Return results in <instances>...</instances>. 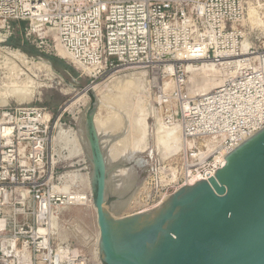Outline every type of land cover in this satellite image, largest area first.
I'll return each instance as SVG.
<instances>
[{
    "label": "built area",
    "instance_id": "2783aa9c",
    "mask_svg": "<svg viewBox=\"0 0 264 264\" xmlns=\"http://www.w3.org/2000/svg\"><path fill=\"white\" fill-rule=\"evenodd\" d=\"M264 11V0H261ZM245 0H0V35L55 54L61 48L92 79L123 70L159 71L160 119L183 146L146 183L151 202L187 185L264 128V35L239 27ZM3 33V34H2ZM225 69L222 83L192 93L186 62ZM171 65L172 70H168ZM219 69V68H218ZM164 80H170L168 88ZM51 114L0 106V264H90L52 224L66 183L48 156ZM154 204V205H155Z\"/></svg>",
    "mask_w": 264,
    "mask_h": 264
},
{
    "label": "water",
    "instance_id": "95a60500",
    "mask_svg": "<svg viewBox=\"0 0 264 264\" xmlns=\"http://www.w3.org/2000/svg\"><path fill=\"white\" fill-rule=\"evenodd\" d=\"M88 93L77 136L88 159L102 264H264V128L151 209L113 217L105 204L111 213L125 197H110L113 168Z\"/></svg>",
    "mask_w": 264,
    "mask_h": 264
},
{
    "label": "rangeland",
    "instance_id": "374dc122",
    "mask_svg": "<svg viewBox=\"0 0 264 264\" xmlns=\"http://www.w3.org/2000/svg\"><path fill=\"white\" fill-rule=\"evenodd\" d=\"M245 1L247 3L246 4L245 19L243 22L239 23L238 26L239 27L244 26L246 28V32L249 33L250 38H248L244 41L245 45H247V46H249V45L253 46L254 44L258 45L259 41L262 39V36L264 35V23L262 26V24L257 25L253 22H250L248 20V16H247V6L249 3H253V5L258 4V5L262 6V3H261V0H245ZM262 9H263V7H262ZM263 16H264V14H263ZM25 25H26V22L14 23V28L16 30L17 29L19 30L16 32L15 35H11L9 37L0 35V87H1L0 92L3 89V92L1 93L0 97L6 93V90H7L6 88H8L7 85H10L11 83H13V81L14 82H16V81L21 82L22 80L23 81L29 80L31 69H32L31 73L32 74L34 73L33 74L34 79H42V80L48 82V80L46 79L47 77L44 75V73L42 71L38 70L37 68L27 69L25 67L26 69H24V67L22 65H20V64L17 65L18 62L16 60H14L15 58L11 55L12 52L14 53L16 51V53L19 55L21 52L29 58L41 59V60L47 61L50 64L54 74H56V75H54L55 78L50 83L49 87L40 88L39 89L40 93L38 92V94H36L32 98V100H30V101L17 102V101H14L13 99L10 98L9 102L6 105H10V106H17V105L37 106V107H41V108L46 109V111L51 114V122H50L51 140H50V144H49L48 156H49V159H50V157H52L53 162L55 163V170H57L59 175H63V173H65V172L71 173V174L82 173L83 175H86L89 172L88 159H86L87 157L85 156V159H83L84 161L82 160V158H80L78 156L72 157L70 155V153L72 151L71 148L73 147V144L67 145V143L63 139V131L67 130L68 128L72 129L74 131H77L78 120H79L81 114L83 113V111L85 110L86 106L91 101L89 94L88 95L84 94L85 95L84 97L78 98V96L84 92L85 88L92 87V86L97 85V84L98 85L100 84V86L106 85L107 89L104 92V95H105L104 99H108V100L111 99L110 100L111 102H108V100H107V103H106V100L103 102V100H104L103 99L100 103L97 100V96L95 95V93L92 92L94 94V98H95V101L97 103L93 113L98 112V117H100L101 119H106V120L108 119L107 121H110V118L113 119L115 117L114 119L116 121H118V123H116V121L114 120L115 123L113 124V122H114L113 121L112 124L110 125L109 123H111V121H112L111 120L107 124H109V126L112 128L113 127L118 128L116 131L117 133L112 132L113 129H114V131L116 130L115 128H113V129L110 128L112 130L111 131L109 129V127H107L110 130V131L108 130V132H110L109 134L114 133V135H120V134L122 135V133H123V135H125V137L127 136V138L129 135L130 138H128L126 140V142L124 141L125 144L128 143L129 140H130L129 142L135 140V139H132V137H134L135 135L137 136L138 132H139L138 137H140L141 127L138 124L139 123L138 119L140 117V114H143V112L139 113V111H137V110L142 111V109H144L146 114L148 113L147 114L148 116H146L147 131H148V133L146 134L147 135V147H145V149H142L141 151H139L133 160L120 162V163L118 162L119 164L116 163V164H114L115 166L114 165H112L113 167L111 166L113 169H111L110 167L107 166L108 170L111 169L110 172L111 171L113 172V171L121 169V168H131V167L134 168L135 175L131 179V180H133V179L134 180L132 182H130V180H129V181H127L129 184L128 183L125 184L127 186H125V190H124L125 192L123 191V193H122V195H124V197H125L123 200H125V199L127 200L128 198H130L135 191L136 192L138 190L139 191L137 193L136 192L134 193L135 195L132 199V202H130V204H128L127 207H125L126 205L123 206L121 209L122 211H119L120 213L118 212L117 215L114 214L112 210L110 213V211L108 210L109 209L108 204H105V209L113 217H122V216L134 214V213H136L142 209H147V208L151 209L152 207H154L153 204H155V202L150 201L152 198V192H150L149 189L146 187V183H150L151 179H156L155 172H157L159 169H162V167H166V163H167L168 158H169V157L168 158L162 157L160 149L158 148V145L156 142L157 139H156L155 130L161 124L160 119L162 117V114L159 113L160 108H159L158 98H157L158 92H157V89L155 88V86L159 82V78H157L160 75L159 71L146 72L142 69H138V70H134V69L131 70L130 69V70H123V71H120L117 73H113V74H111L112 76L109 75V76L98 78V79H92L89 75L88 70H86L85 68H83L80 65H78L77 63H75L68 54L65 55L62 53V55H58V48L59 47L57 48V51L55 54H50V53L40 51L32 43L21 42L20 31L23 29V27ZM59 49H61V48H59ZM10 58H11V60H10ZM12 58H14V59H12ZM12 60H14V61H12ZM15 62H16V64H15ZM20 67L21 68L23 67V68L21 69ZM218 68H219L218 69L219 75L214 76L217 81H219L220 79H223L225 72L227 73V71L223 72L225 69H221L220 67H218ZM12 69H14V72ZM8 71H9L10 75L8 74ZM10 71H12V74L13 73L14 74L12 75ZM26 71L28 72V74ZM19 72H20V74H19ZM37 72L38 73L40 72V73L37 74ZM142 73L144 75H142ZM22 74H23V76H21ZM32 74H31L30 80L33 79ZM14 75H16V76H14ZM35 75L37 76V78L35 77ZM120 75L123 77H120ZM187 75H188V73H187ZM108 77H110V79ZM23 78H25V79H23ZM198 78H200L202 80L201 76ZM6 79H9L7 81L10 84L5 81ZM142 79L144 80L143 82H142ZM205 79H203V81L200 80V82H206V81H204ZM109 80H111V81H109ZM120 81H121V83H120ZM128 81H131V83L134 82L137 89L131 87L132 88L131 89L132 91H131L129 88L130 85L127 84V83H129ZM5 84H6V86H4ZM101 84H103V85H101ZM118 84H120L121 86ZM209 87H211V86H209ZM128 88H129V90H128ZM131 92H133V94ZM144 97H145V99H144ZM4 98H2V99H4ZM155 98H157V99H155ZM2 99L0 98V101ZM129 99L131 100L130 102H129ZM102 102L104 103V105L105 104L106 105L105 106L102 105L103 104ZM147 103L150 105H148ZM109 104H110V106H109ZM119 104H121V105H119ZM1 105L2 104L0 103V106ZM99 105H100V107H99ZM101 107H104V108H101ZM111 107H112V109H110ZM138 107H141V108L137 109L136 112H134L135 109ZM146 108H147V110H146ZM148 109H149V111H148ZM101 110H103V111H101ZM125 111L127 112L126 115L124 114V113H126ZM107 112H109V113L107 114ZM128 112H130V114ZM132 112H134V113H132ZM114 114L116 116H114ZM121 114L122 115L124 114L126 117L124 115L122 117ZM128 114H129V116H128ZM135 114H136V118H134ZM117 116H120V118ZM127 116L129 117V119H127L128 118ZM116 117H117V119H116ZM130 118H132V120L128 121V120H130ZM133 119H136V120H133ZM123 121H124V123H123ZM133 121L136 122L137 124L136 123L134 124ZM116 124L117 125L119 124V126L117 127ZM112 125H116V126H112ZM134 125L135 126L137 125L138 127L135 128ZM130 126H132V127H130ZM126 127L130 131V134H128L129 132L127 133L128 130ZM129 128H133V129H129ZM137 128H138V130H137ZM121 130H123V131H121ZM132 130L133 131L135 130L134 132H136V130H137L138 131V132H136L137 134L134 133L135 134L134 135ZM59 131H61V133H59ZM59 135H61V136H59ZM136 136H135V138H136ZM98 138H99V135H98ZM59 139H62V142L61 141L59 142ZM122 144H124V143H121V145H119L120 148H121ZM119 146H118V148H119ZM104 151H105V149L102 148L103 155L105 153ZM171 157L172 156H170V158ZM85 166L87 167V169L85 168ZM110 172L108 173V179L111 175ZM110 183H111V181H110ZM62 185H63V183H61L58 186L61 187ZM64 188L66 190H69V191H81L85 195H87V199L83 200V203H84L83 204V203H77V202L66 203L67 198H65V197L60 198V201L63 204H59L60 208L57 210L56 224H57V228H58V239H59V241L63 240V241L70 242L72 244L73 248L77 249V251L80 255L84 254L86 256V258H88V260L90 261V264H102V261L99 258V254L97 255L95 253L96 247H97L98 225H97V221H96V212L93 209L94 204L92 202V204H93V206H92V204L89 202V199H92V201H93V193H92L91 185L88 183V181L85 177L84 180H82L81 182H79V181L66 182L64 184ZM65 192L66 191L63 192L64 196L66 195V197H67V194ZM172 193H173L172 189H169L165 192V196L168 197ZM117 195H121V194L119 193V191L114 190L111 186L110 197H114Z\"/></svg>",
    "mask_w": 264,
    "mask_h": 264
},
{
    "label": "bare ground",
    "instance_id": "6f19581e",
    "mask_svg": "<svg viewBox=\"0 0 264 264\" xmlns=\"http://www.w3.org/2000/svg\"><path fill=\"white\" fill-rule=\"evenodd\" d=\"M262 7H263V5L261 6V5H258V4H256V5H253V3H249L248 4V6H247V16H248V20L250 21V22H253V23H255V24H259V25H261L262 24V26H263V23H264V16H263V14H264V11H263V9H262ZM252 23V24H253ZM243 47H244V49H246L248 46L247 45H245L244 43H243ZM6 53V52H5ZM11 53V52H10ZM62 53L63 54H65L66 55V53H64L63 52V50H61V49H59L58 48V55H62ZM8 54V53H7ZM6 54V55H7ZM14 58H12V59H14V60H16L17 62H18V64L17 65H22L23 67H24V69H31V68H37L38 70H40V71H42L43 73H44V75L47 77L46 79L48 80V82H46V81H44V80H42V79H34V76H33V74L31 73L32 72V69H31V72H30V78H31V74H32V77H33V79H31L30 80V78H29V80H22L21 82L20 81H16V82H14L13 81V83H9L7 80H9V79H6L5 81L7 82V83H9L10 85H7V87L8 88H6L7 90H6V93L5 94H3V96H1L0 98L2 99V98H4V99H2L1 101H0V103L2 104V105H6L8 102H9V99L11 98V99H13L14 101H17V102H27V101H30V100H32V98L36 95V94H38V92H39V89L40 88H42V87H49L50 86V83L53 81V79L55 78L54 77V75H56V74H54V72H53V70H52V68H51V66H50V64L47 62V61H44V60H41V59H35V58H29V57H27L26 55H24L23 53H21L20 52V55L19 54H17L16 53V51L13 53L12 52V54H11ZM10 55V56H11ZM10 60H11V58H10ZM14 60H12V61H14ZM11 64V63H10ZM14 64V63H13ZM15 64H16V62H15ZM16 65V66H17ZM22 67V68H23ZM26 67V68H25ZM184 67H185V69H186V71H187V73H188V75H187V79H188V81H189V83H190V85H191V91H192V93H198V94H201V93H206V92H208V91H210L211 89H213V88H215V87H217V86H219L221 83H222V79H220L219 81H217L216 80V78L214 77V76H216V75H219V72H218V68H217V65L216 64H214L213 62H198V64L197 63H195L194 61H191V62H186L185 64H184ZM12 68V67H11ZM17 68V67H16ZM21 68V67H20ZM21 68V69H22ZM168 68V70H172V68H171V65L170 66H168L167 67ZM11 70V69H10ZM13 70V72H14V69H12ZM18 71V70H17ZM28 71V70H27ZM26 71V72H27ZM145 71V70H144ZM11 72V74H12V71H10ZM29 72V71H28ZM28 72H27V74H28ZM35 72V71H34ZM17 73V72H16ZM40 73V72H39ZM38 72H37V74H39ZM144 73V72H143ZM142 73V75H144ZM8 74L10 75V73H9V71H8ZM14 74V73H13ZM12 74V75H13ZM18 74V73H17ZM19 74H20V72H19ZM36 74V73H35ZM141 74V73H140ZM8 75V76H9ZM158 75V74H157ZM7 76V77H8ZM14 76H16V75H14ZM20 76V75H19ZM21 76H23V74L21 75ZM20 76V77H21ZM27 76V75H26ZM112 76V75H111ZM201 76V78H202V80L200 79V78H198V77H200ZM13 77V76H12ZM28 77V76H27ZM35 77L37 78V76L35 75ZM57 77V76H56ZM119 77V76H118ZM120 77H123V76H121L120 75ZM160 76H158L157 78H159ZM17 78V77H16ZM26 78V77H25ZM25 78H23V79H25ZM109 79H110V77H108ZM117 78V77H116ZM206 78V79H205ZM12 79V78H11ZM18 79V78H17ZM21 79V78H20ZM19 79V80H20ZM27 79V78H26ZM121 79V78H120ZM195 79V80H194ZM203 79H205L204 81H206V82H200V80L201 81H203ZM14 80V79H13ZM112 80V79H111ZM111 80H109V81H111ZM124 80V79H123ZM141 80V79H140ZM159 80H160V78H159ZM199 80V81H198ZM12 81V80H11ZM58 81V80H57ZM108 81V82H109ZM144 80L142 79V82H143ZM124 82V81H123ZM129 83H127L128 85H130L129 86V88H130V90L132 89L131 87H133V88H136V85H135V83L133 84V83H131V81H128ZM6 83V84H7ZM113 83V82H112ZM120 83H121V81H120ZM6 84L4 85V86H6ZM109 84V83H108ZM137 84V83H136ZM142 84V83H141ZM52 85V84H51ZM101 85H103V84H101ZM118 85H120V84H118ZM145 85V84H144ZM164 85H165V87L166 88H168L171 84H170V80H164ZM121 86V85H120ZM139 86V85H138ZM137 86V87H138ZM209 86H211V87H209ZM208 87V88H207ZM1 88V87H0ZM3 88V87H2ZM129 88H128V90H129ZM107 88H106V85L104 86H100V84L98 85H94V86H92V87H87V88H85L84 89V92L83 93H81L79 96H78V98H82V97H84L85 95H88L89 93L88 92H94L95 93V95L97 96V100L101 103V101L104 99V97H105V95H104V92H105V90H106ZM137 89V88H136ZM141 89V88H140ZM109 90V89H108ZM115 90V89H114ZM127 91V90H126ZM132 91V90H131ZM134 91V90H133ZM139 91V90H138ZM3 92V89L1 90V92H0V95H1V93ZM120 92V91H119ZM125 92V91H124ZM40 93V92H39ZM132 94H133V92H131ZM85 94V95H84ZM130 94V93H129ZM5 95V96H4ZM118 96V95H117ZM116 96V97H117ZM126 96V95H125ZM139 97V96H138ZM149 97V96H148ZM77 98V99H78ZM89 98V97H88ZM120 98V97H119ZM132 98V97H131ZM143 98V97H142ZM144 99H145V97H144ZM143 99V100H144ZM149 99V98H148ZM155 99H157V98H155ZM82 100V99H81ZM80 100V101H81ZM106 100V103H107V100L108 99H104L103 100V102ZM111 100V99H110ZM110 100H108V102H111ZM131 100L129 99V102H130ZM146 101V100H145ZM144 101V102H145ZM156 101V100H155ZM79 102V101H78ZM102 102V103H103ZM85 103V102H84ZM123 103V102H122ZM115 104V103H114ZM131 104V103H130ZM148 104V103H147ZM1 105V106H2ZM102 105H104V103L102 104ZM106 105V104H105ZM104 105V106H105ZM118 105V104H117ZM119 105H121V104H119ZM124 105V104H123ZM136 105V104H135ZM148 105H150V104H148ZM109 106H110V104H109ZM108 106V107H109ZM99 107H100V105H99ZM107 107V106H106ZM119 107V106H118ZM122 107V106H121ZM101 108H104V107H101ZM120 108V107H119ZM124 108V107H123ZM132 108V107H131ZM135 108V107H134ZM139 108H141V107H138V108H136L135 109V111L134 112H136V110L137 109H139ZM110 109H112V107L110 108ZM118 109V108H117ZM125 109V108H124ZM128 110V109H127ZM126 110V111H127ZM133 110V109H132ZM146 110H147V108H146ZM99 111V110H98ZM101 111H103V110H101ZM115 111V110H114ZM125 111V112H126ZM131 111V110H130ZM137 111H139V113L140 112H143V114H140V117H139V119H138V124L140 125V127H141V135H140V137H138V135H139V132L137 131L138 130V128H137V130H136V132H138V135L136 136L135 134H137L136 132H134L133 130V134L136 136V138H135V136L134 137H132V139H135V140H133V141H131V142H129L128 141V143H126L125 144V142H126V140L128 139V138H130V136L128 135V138H127V136L125 137V135H123V133H122V135L120 134V135H114V133L117 131V129L118 128H115V127H113V128H115L116 130L114 131V129L112 128V127H110L109 126V124L111 125L112 124V122L115 120L113 117V119H111L110 118V121H111V123H109L110 121H107L106 119H101L100 117H98V112H95V113H93V115H92V118H93V123H94V127H95V130H96V134L97 135H99V138L100 137H102V138H100L99 140V142H100V144H101V146H102V148H104L105 149V153H104V161L106 162V165L108 166V167H110V168H112L113 166L112 165H114V164H119L120 162H125V161H130V160H133L134 158H135V156H136V154L139 152V151H141L142 149H145V147H147V133H148V131H147V121H146V116H148L147 114H146V112L144 111V109H142V111H140V110H137ZM148 111H149V109H148ZM147 111V112H148ZM134 112H132V113H134ZM109 112H107V114H108ZM116 113V112H115ZM129 114H130V112H128ZM138 113V112H137ZM136 113V114H137ZM160 114H162V112H159ZM117 114V113H116ZM125 115L127 114V112L126 113H124ZM123 114V115H124ZM129 114H128V116H129ZM136 114L134 115L135 117L134 118H136ZM145 114V115H144ZM106 115V114H105ZM123 115L121 114V116L123 117ZM124 115V116H125ZM132 115V114H131ZM114 116H116L115 114H114ZM127 116V117H128ZM133 116V115H132ZM117 117H119L120 118V116H117ZM117 117H116V119H117ZM126 117V116H125ZM123 119V118H122ZM127 119H129V117L127 118ZM126 120V119H125ZM132 120V118H130V120H128V121H131ZM133 120H136V119H133ZM116 121V120H115ZM115 121L113 122V124L115 123ZM121 122V121H120ZM126 122V121H125ZM134 122V121H133ZM107 123H109V124H107ZM116 123H118V121H116ZM123 123H124V121H123ZM129 123V122H128ZM136 122H134V124H135ZM130 124V123H129ZM137 124V123H136ZM108 125V126H107ZM117 125V124H116ZM116 125H112V126H116ZM123 125V124H122ZM121 125V126H122ZM125 125V124H124ZM132 125V124H131ZM119 126V124L117 125V127ZM107 127H109V129L110 128H112L113 129V131L112 132H114V133H111V134H109L110 132H108V128ZM125 127V126H124ZM130 127H132V126H130ZM134 127L136 128V127H138L137 125L135 126L134 125ZM133 127V128H134ZM122 128V127H121ZM127 128V127H126ZM133 128H129V129H133ZM125 129V128H124ZM140 129V128H139ZM109 130V131H110ZM120 130V129H119ZM127 130H128V128H127ZM121 131H123V130H121ZM131 131V132H132ZM140 131V130H139ZM125 132V131H124ZM129 132V133H128ZM155 132H156V142H157V145H158V148L160 149V152H161V155H162V157H166V158H170V156H172V155H175V154H177L179 151H180V149L182 148V146H183V143H182V140H181V138H180V135H179V128H178V126H174V127H167V126H165L163 123H161L158 127H157V129L155 130ZM59 133H61V131H59ZM117 133V132H116ZM119 133V132H118ZM127 133L128 134H130V131L128 130L127 131ZM126 133V134H127ZM113 134V135H112ZM62 135V134H61ZM61 135H59V136H61ZM58 136V137H59ZM104 136V137H103ZM124 136V137H123ZM138 137V138H137ZM61 138V137H60ZM125 140H124V139ZM63 139H64V141L67 143V145L69 144H73V147L71 148V153H70V155L72 156V157H76V156H78V157H80V158H82V160L83 159H85V153L83 152V149H82V145H81V143H80V141H79V139H78V136H77V131H74V130H72V129H67V130H65V131H63ZM56 141V140H55ZM62 142V139H59V142ZM122 141V142H121ZM125 141V142H124ZM121 143H124V144H122V146H121V148H120V146L119 145H121ZM65 144V143H64ZM118 146H119V148H118ZM69 155V156H70ZM70 156V157H71ZM87 159V158H86ZM84 161V160H83ZM136 161V160H135ZM119 162V163H118ZM112 166V167H111ZM115 166V165H114ZM117 166V165H116ZM85 168L87 169V167L85 166ZM66 173V172H65ZM63 173V175H62V178L64 179V181L65 182H69V181H71V182H76V181H79V182H81L82 180H84V178L86 177V179H87V181H88V183L90 184V175H89V172L86 174V175H83L82 173H77V174H71V173ZM111 173V175H110V177H109V181H111V186H112V188L114 189V190H117V191H119V193L120 194H122L123 193V191L125 190V186H127V185H125L126 183H128L127 181H129L130 180V182H132L133 180H131L133 177H134V175H135V171H134V168L133 167H131V168H121V169H118V170H115V171H111L110 172ZM85 176V177H84ZM63 184H65V183H63ZM129 184V183H128ZM132 184V183H131ZM91 185V184H90ZM66 186V185H65ZM130 187V186H129ZM140 187V186H139ZM143 187V186H142ZM66 188V187H65ZM64 188V191H66L65 193L67 194V202L66 203H74V202H77V203H83V200H86L87 199V195H85L83 192H81V191H69V190H66ZM138 189V188H137ZM139 191V190H138ZM137 191V192H138ZM125 192V191H124ZM136 192V191H135ZM134 192V193H135ZM136 192V193H137ZM132 194V196L130 197V198H128L127 200L125 199V200H121V201H119L116 205H115V207L112 209V211H113V213L114 214H116L117 215V213L119 212V211H122L121 209H122V207L123 206H125V207H127L128 206V204H130V202H132V199H133V197H134V195L135 194ZM89 197V196H88ZM166 198H168V197H166ZM165 199V198H164ZM89 202L92 204V199H89ZM160 203V202H159ZM159 203H157V204H159ZM84 204V203H83ZM157 204H155V205H157ZM154 205V204H153ZM154 205V206H155ZM92 206H93V204H92ZM93 209H94V211L96 212V210H95V207L93 206ZM149 208H147V209H142V210H139L138 212H143V211H146V210H148ZM124 210V209H123ZM78 213V212H77ZM120 213V212H119ZM123 213V212H122ZM56 220H57V211L56 212H53L52 213V224L53 225H55V222H56ZM99 243H100V238H99V229H98V233H97V247H96V254L98 255L99 254ZM95 251V250H94ZM96 255V256H97Z\"/></svg>",
    "mask_w": 264,
    "mask_h": 264
}]
</instances>
